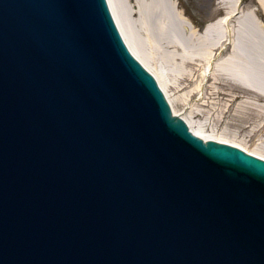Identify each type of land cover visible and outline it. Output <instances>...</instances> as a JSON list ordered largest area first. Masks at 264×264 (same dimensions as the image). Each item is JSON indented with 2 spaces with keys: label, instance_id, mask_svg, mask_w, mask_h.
Wrapping results in <instances>:
<instances>
[{
  "label": "water",
  "instance_id": "1",
  "mask_svg": "<svg viewBox=\"0 0 264 264\" xmlns=\"http://www.w3.org/2000/svg\"><path fill=\"white\" fill-rule=\"evenodd\" d=\"M116 26L0 0V264H264V160L187 129Z\"/></svg>",
  "mask_w": 264,
  "mask_h": 264
},
{
  "label": "rangeland",
  "instance_id": "2",
  "mask_svg": "<svg viewBox=\"0 0 264 264\" xmlns=\"http://www.w3.org/2000/svg\"><path fill=\"white\" fill-rule=\"evenodd\" d=\"M234 1L229 0L225 7L221 0H123L131 35L152 57L157 70L175 86L168 94L176 115L201 134L264 156V94L239 84L248 82L264 93V73L256 62L264 61V29L252 25L255 20L260 23L264 8L257 0H239L240 10L231 11V37L224 32V38L237 46L238 52L229 61L223 54L212 56L214 60H197L198 35L189 32H200L204 25L232 9ZM113 2L120 14L119 0ZM157 19L163 26L162 34ZM239 26L245 30L241 40ZM167 51L173 53L175 61L166 58ZM182 57L198 66L192 78L187 69L177 68Z\"/></svg>",
  "mask_w": 264,
  "mask_h": 264
},
{
  "label": "bare ground",
  "instance_id": "3",
  "mask_svg": "<svg viewBox=\"0 0 264 264\" xmlns=\"http://www.w3.org/2000/svg\"><path fill=\"white\" fill-rule=\"evenodd\" d=\"M228 1L229 0H221L222 4L225 7H226V4ZM257 1L264 8V0H257ZM111 3H112L115 19L117 22L118 30H119L122 38H123L125 45L127 46L128 50L130 51V53L134 57V59L136 61H138L141 64V66L153 76L157 85L159 86L160 90L162 91L168 106H172V114L176 115L173 102L169 98V94H168V91L171 88H174L175 86L165 79V75L162 72L157 70V68L155 67V63L152 60V57L150 55H148L147 53L142 51L141 46H139L136 43V38L133 35H131V32H130L131 30L128 28L129 24L127 23V7H126V4L123 2V0H119L120 12H121L120 14L117 13V11L115 10L113 0H111ZM240 7H241V2L239 0H235L233 2V8L232 9L226 10L224 15L216 18L213 22L204 25L202 27V29L200 30V32H197V30L190 29V31H189L190 35H192L193 32L198 35L197 40H198L199 48H198V52H197V60H200V61L214 60L215 57H212V56H214L216 54H218V55L223 54L225 57V60L229 61V60H231V58L233 56H235L236 52H238L237 51L238 47L236 46V48H235L234 44L231 41L226 42V39L224 38V32H225V35L227 37H231V30L229 29V20L233 19V14H231V11L240 10ZM146 8H147L146 10L149 14L150 11L148 9V5H146ZM151 15H153V14H151ZM157 25H158L160 34H162L164 32V29H163V26L161 25L160 19L158 20ZM252 25L254 27L259 28V29H264V17L262 18V20H260V23H258L255 20L252 23ZM220 30H223V32H221ZM243 30H244V28L240 27V26L237 29V34H238V37L240 40L244 38L243 32L245 30L244 31ZM165 56L168 60H170V61L174 60L175 61L174 55L171 51H167L165 53ZM256 62H259V63H257L258 67L260 68L259 70L262 73H264V61L256 59ZM177 68L180 70L181 69L182 70L187 69L190 78H192L194 73L198 70V66H195L194 62H191V61L189 62V61L183 59V57L181 58V61L178 63ZM245 76H247L249 79L252 78L248 74H245ZM254 77H255V75H254ZM259 78H261V77H259ZM239 84L242 85L243 87H246V88H249L252 90H256L257 92L264 94L263 92H261L255 86H253L252 84H250L248 82L239 81ZM178 119H180L181 122H183V123H188L187 129H189V130L197 133L198 135L202 136L203 141L206 142L208 139L215 140L210 135H205L203 133L201 134L200 132H198L197 129L190 127V123L188 121H186L185 119H183L181 117H178ZM240 149L243 150L244 152L257 154V157H259L260 159H264V156L260 155V153H258L256 151L244 149L241 146H240Z\"/></svg>",
  "mask_w": 264,
  "mask_h": 264
}]
</instances>
